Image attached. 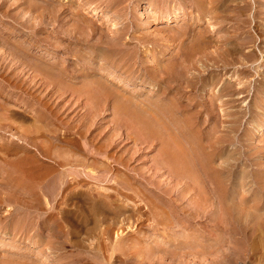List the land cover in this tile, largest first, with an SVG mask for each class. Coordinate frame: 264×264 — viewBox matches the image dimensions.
Masks as SVG:
<instances>
[{"label":"rangeland","instance_id":"374dc122","mask_svg":"<svg viewBox=\"0 0 264 264\" xmlns=\"http://www.w3.org/2000/svg\"><path fill=\"white\" fill-rule=\"evenodd\" d=\"M52 1L0 0V10L4 13L9 7L10 15L7 18L0 13V23H3L2 26L0 24V125L4 126H0V264H264V132L260 134L259 130L264 126V89L260 85L264 81V66H258L257 59H264V53L260 51L264 47V20L258 19V22L254 18L256 14L264 16V7H261V1L264 0H201L204 3L200 0ZM219 3L220 6L217 7ZM143 5H151L154 10L146 11L143 15L139 12ZM208 29L211 32H208ZM6 39L9 40L8 46ZM228 41L238 46L237 57L226 50ZM118 44L120 46L117 48ZM185 45L187 48L183 47ZM169 47H174L175 50V53L173 51L170 55L171 59L165 55ZM100 48L102 50H99ZM182 48H186L188 53ZM103 53L104 58L100 56ZM108 54L109 56H106ZM35 58H50V61L56 62L60 74L54 75L55 77L51 73L49 75L36 65ZM114 58L117 61H113ZM169 59H174L172 61L175 62L172 63ZM175 63L179 64H176V68ZM184 64L186 68L183 67ZM176 69H185L184 72L188 74L184 78L192 81L180 77L179 73L175 72ZM114 72L119 74V80L115 78L118 75ZM110 73L114 77L109 76ZM175 73L178 74V79H175ZM103 76H106L107 80ZM92 81L105 88L102 89V86L98 87L93 83L91 85ZM188 81L190 83H187ZM71 83L73 86L69 85ZM154 83L160 85L157 92L149 87ZM86 85H91L92 89L89 86V90L92 92L88 91ZM111 85L118 88L117 91ZM79 87H84L83 94ZM96 87L98 90L94 91ZM166 87L168 90L165 91ZM171 88L176 89L175 93ZM106 90L113 99L106 97ZM97 91L100 92L99 95H96ZM162 92L170 94L164 95ZM102 94L104 99L108 100L103 102ZM90 96L97 101L100 99L101 104L91 100ZM120 96L126 97V100ZM179 96L184 99L179 100L176 106L171 99ZM114 98L117 101L124 99L125 104H117ZM143 98L147 101H142ZM155 98L161 99L162 102H157V99L154 101ZM127 99L132 100L133 104H127ZM163 101H167L164 107L161 105ZM150 103L152 105L148 107ZM94 105L97 110L93 108ZM116 105H119L117 109ZM143 105H146L144 107L147 112ZM165 105L169 107L166 108ZM123 106L126 109H121ZM133 109H136V113ZM124 110L128 113L130 110L129 115ZM140 110L144 119L153 115L152 119L146 120H151L150 124L154 123L152 120H156L153 124L156 129L166 131L167 128L162 124H168L170 128L168 127L167 134L170 136L168 137L165 131V135L159 131L165 137L160 134L156 135L157 137L153 135L154 139L147 136V139V134L139 133L136 127L138 123L134 126L130 118H141V113L136 115ZM145 113L148 114L146 117ZM179 122L182 126H179ZM174 140H179V145L185 149L182 154L186 164L185 161L183 164L188 167V171L192 169L189 171L192 175L195 171L200 179L198 175L194 177L187 172L184 165L182 166L185 171L176 170V173L172 164L168 160L164 161L163 142L171 143ZM47 143L54 145L47 146ZM5 146H10L13 151L19 149L16 151L18 153ZM59 150L61 154L58 153ZM186 150L191 153L189 156ZM201 155L206 157L202 159ZM38 160L39 165L36 162ZM79 160L83 161V164ZM24 161L30 164H24ZM17 162L18 167L28 168L25 170V174L28 172V181L29 178L37 177L35 175L46 178L45 182L39 184V204L27 201L30 199V194L25 196L28 191L27 181L19 182L18 177L23 176V173H16ZM102 162L105 165H102ZM197 162H200V166ZM78 172L80 173L77 176ZM178 172H182L181 175ZM184 172H187L188 176ZM216 178L220 180L217 182ZM220 181L225 183L221 184L225 186L227 195L231 196L226 195L228 200L223 201L229 203L232 209L222 201L223 197H220V191L217 189ZM64 182H68V189L56 192L55 186L58 187ZM24 185L26 188H23ZM79 191H92L93 196L97 198H106L107 195L111 202L113 200V204L128 207L131 215H123V221L118 223L112 221L113 217L103 219L102 216L100 224L95 226L91 221L90 229L85 230L83 219H86L88 214L84 212L86 202ZM52 205L53 209L49 211ZM226 206L229 207L226 209ZM69 209L75 211L71 214L75 219L71 216H67L68 219L65 217V211ZM15 226L17 228H14ZM50 233L53 235H49Z\"/></svg>","mask_w":264,"mask_h":264},{"label":"bare ground","instance_id":"6f19581e","mask_svg":"<svg viewBox=\"0 0 264 264\" xmlns=\"http://www.w3.org/2000/svg\"><path fill=\"white\" fill-rule=\"evenodd\" d=\"M16 1H17V0H16ZM47 1H48V2H49V1L53 2L52 0H47ZM54 1H55V0H54ZM60 1H61V0H60ZM63 1H64V0H63ZM67 1H68V0H67ZM127 1H128V0H127ZM200 1H201V0H200ZM202 1H204V0H202ZM202 1H201V3H204V2H202ZM10 2H11V1H10ZM41 2H42V1H41ZM228 2H229V1H228ZM230 2H231V1H230ZM235 2H236V1H235ZM235 2H233V3H235ZM237 2H238V1H237ZM1 3H2V2H1ZM63 3H64V2H63ZM128 3H129V2H128ZM220 3H221V2H220ZM220 3L217 5V7L220 6ZM241 3H242V2H241ZM64 4H65V3H64ZM66 4H67V3H66ZM66 4H65V5H66ZM71 4H72V3H71ZM78 4H79V3H78ZM78 4H77V5H78ZM106 4H107V3H106ZM109 4H110V3H109ZM109 4H108V5H109ZM227 4H228V3H227ZM58 5H59V4H58ZM60 5H63V4H60ZM108 5H107V6H108ZM201 5H202V4H201ZM203 5H204V4H203ZM1 6H2V5H1ZM73 6H74V5H73ZM78 6H79V5H78ZM78 6H77V8H78ZM119 6H121V5H119ZM122 6H123V5H122ZM224 6H226V4H225ZM3 7H5V6H3ZM46 7H47V6H46ZM69 7H70V6H69ZM228 7H230V6H228ZM233 7H235V6L233 5ZM261 7H264V1H263V2L261 1ZM8 8H9V7H7V11H4V13L2 12L3 10H2V11L0 10V11H1L0 13H3V15H4V16H7V18L10 16V15L8 14ZM35 8H36V7H35ZM209 8H210V7H209ZM223 8H224V7H223ZM223 8H222V9H223ZM0 9H1V8H0ZM58 9H59V8H58ZM78 9H79V8H78ZM81 9H82V8H81ZM87 9H88V8H87ZM262 9H264V8H262ZM4 10H5V9H4ZM37 10H38V9H37ZM56 10H57V9H56ZM140 10H141V11H139V12H141V14L144 15L146 11H153L154 8H153L151 5H143V6H141V9H140ZM57 11H58V10H57ZM73 11H75V10H73ZM175 11H176V10H175ZM177 11H178V10H177ZM217 11H218V10H217ZM9 12H10V11H9ZM180 12H181V11H180ZM218 12H219V11H218ZM60 13H61V12H60ZM84 13H85V12H84ZM93 13H94V12H93ZM181 13H182V12H181ZM17 14H18V13H17ZM111 14H112V13H111ZM173 14H174V12H173ZM173 14H172V15H173ZM184 14H185V13H184ZM212 14H213V13H212ZM59 15H60V14H59ZM175 15H176V14H175ZM175 15H174V16H175ZM213 15H214V14H213ZM4 16H3V18H6V17H4ZM13 16H14V15H13ZM167 16H168V15H167ZM169 16H171V14H170ZM169 16H168V17H169ZM176 16H177V15H176ZM184 16H185V15H184ZM211 16H212V15H211ZM228 16H229V15H228ZM20 17H21V16H20ZM171 17H172V16H171ZM214 17H215V16H214ZM7 18H6V19H7ZM146 18H147V17H146ZM185 18H186V16H185ZM209 18H210V17H209ZM254 18H255V20H258V19H259V20H260V19L264 20V16H262L261 14H256ZM1 19H2V18H1ZM10 19H11V18H10ZM12 19H13V17H12ZM23 19H24V18H23ZM26 19H27V18H26ZM90 19H91V18H90ZM179 19H180V18H179ZM198 19H199V18H198ZM202 19H203V18H202ZM222 19H223V18H222ZM173 20H174V19H173ZM176 20H178V17L176 18ZM182 20H183V19H182ZM182 20H181V21H182ZM200 20H201V18H200ZM259 20H258V22H259ZM0 21H1V20H0ZM2 21H3V20H2ZM46 21H48V20L46 19ZM49 21H50V20H49ZM179 21H180V20H179ZM183 21H185V19H184ZM186 21H187V19H186ZM201 21H202V20H201ZM15 22H16V21H15ZM39 22H40V21H39ZM248 22H249V21H248ZM1 23H2V22H1ZM1 23H0V24H1ZM6 23H7V22H6ZM22 23H23V22H22ZM22 23H21V24H22ZM46 23H47V22H46ZM196 23H197V22H196ZM198 23H199V22H198ZM205 23H206V22H205ZM2 24H3V23H2ZM2 24H1V26H2ZM33 24H34V23H33ZM95 24H96V23H95ZM184 24H185V23H184ZM192 24H193V23H192ZM245 24H246V23H245ZM4 25H5V24H4ZM50 25H51V23H50ZM194 25H195V24H194ZM198 25L200 26L201 24H198ZM207 25H208V24H207ZM16 26H17V25H16ZM34 26H35V24H34ZM183 26H184V25H183ZM189 26H190V25H189ZM6 27H7V26H6ZM23 27H24V25H23ZM23 27H22V28H23ZM36 27H37V26H36ZM83 27H84V26H83ZM181 27H182V26H181ZM26 28H27V27H26ZM72 28H73V27H72ZM173 28H174V27H173ZM186 28H187V27H186ZM186 28H185V29H186ZM189 28H190V27H189ZM201 28H202V27H200V29H201ZM229 28H230V27H229ZM87 29H88V28H87ZM171 29H172V27H171ZM175 29H176V28H175ZM195 29H196V28H195ZM203 29H205V28H203ZM211 29H213V28H211ZM233 29H234V28H233ZM262 29H263V28H262ZM189 30H190V29H189ZM214 30H215V26H214ZM225 30H226V29H225ZM237 30H238V29H237ZM245 30H246V29H245ZM3 31H4V30H3ZM60 31H61V30H60ZM64 31H65V30H64ZM77 31H78V30H77ZM118 31H119V30H118ZM204 31H205V30H204ZM209 31H210V30L208 29V32H209ZM105 32H106V31H105ZM139 32H140V31H139ZM144 32H145V31H144ZM172 32H173V31H172ZM186 32H187V31H186ZM189 32H190V31H189ZM189 32H188V33H189ZM206 32H207V31H206ZM210 32H211V31H210ZM1 33H2V32H1ZM1 33H0V34H1ZM4 33H5V32H4ZM33 33H34V32H33ZM67 33H70V32H67ZM222 33H223V32H222ZM222 33H221V34H222ZM225 33H226V32H225ZM6 34H7V33H6ZM61 34H63V33H61ZM65 34H66V33H65ZM86 34H87V33H86ZM86 34H85V35H86ZM111 34H112V33H111ZM194 34H195V33H194ZM209 34H210V33H209ZM2 35H3V34H2ZM40 35H41V34H40ZM259 35H260V34H259ZM263 35H264V34H263ZM3 36H4V35H3ZM32 36H33V35H32ZM110 36H111V35H110ZM261 36H262V35H261ZM0 37H1V36H0ZM41 37H42V36H41ZM179 37H180V36H179ZM182 37H183V36H182ZM206 37H207V36H206ZM222 37H223V36H222ZM255 37H256V36H255ZM255 37H254V38H255ZM88 38H89V37H88ZM90 38H91V37H90ZM175 38H176V37H175ZM180 38H181V37H180ZM185 38H186V37H185ZM201 38H202V37H201ZM257 38H258V37H257ZM261 38H262V37H261ZM8 39H9V38H8ZM25 39H26V38H25ZM79 39H80V38H79ZM79 39H78V41H79ZM140 39H141V38H140ZM186 39H187V38H186ZM116 40H117V39H116ZM176 40H177V39H176ZM253 40H254V39H253ZM253 40H252V41H253ZM255 40H256V39H255ZM262 40H263V39H262ZM13 41H14V40H13ZM80 41H81V40H80ZM82 41H83V40H82ZM185 41H186V40H185ZM187 41H188V40H187ZM230 41H231V40H230ZM16 42H17V41H16ZM21 42H22V41H21ZM32 42H33V41H32ZM94 42H95V41H94ZM204 42H205V41H204ZM204 42H203V43H204ZM212 42H213V41H212ZM228 42H229V41H228ZM250 42H251V41H250ZM5 43H6V45L8 46V44H9V40L6 39V42H5ZM5 43H4V44H5ZM83 43H85V42H83ZM98 43H99V42H98ZM105 43H106V42H105ZM122 43H123V42H122ZM124 43H125V42H124ZM185 43H186V42H185ZM207 43H208V42H207ZM214 43H215V42H214ZM251 43H252V42H251ZM251 43H250V44H251ZM253 43H254V41H253ZM93 44H94V43H93ZM99 44H100V43H99ZM106 44H107V43H106ZM196 44H197V43H196ZM210 44H211V43H210ZM79 45H80V44H79ZM130 45H131V44H130ZM171 45L173 46V44H171ZM201 45H202V43H201ZM238 45H239V43H238ZM7 46H6V47H7ZM29 46H31V45H29ZM115 46H116V45H115ZM118 46H120V45L118 44V45H117V48H118ZM128 46H129V45H128ZM202 46H203V45H202ZM207 46H209V43H208ZM258 46H260V45H258ZM25 47H26V46H25ZM91 47H92V46H91ZM183 47H186V48H187L186 45L183 46ZM223 47H225V46H223ZM96 48H97V47H96ZM108 48H109V47H108ZM108 48H107V49H108ZM169 48H170V47H169ZM169 48H168V49H169ZM171 48H172V49H171ZM171 48L165 53V55L168 56L167 58H170V57H171L170 55H171V53H173V51H174V53H175V50H173L174 47H171ZM175 48H176V45H175ZM186 48H182V49H185V50H186ZM216 48H217V47H216ZM220 48H221V47H220ZM240 48H241V47H240ZM263 48H264V47H263ZM263 48L260 49V51H261L262 53H264ZM79 49H80V48H79ZM97 49H98V48H97ZM121 49H122V48H121ZM188 49H189V48H188ZM190 49H191V48H190ZM22 50H24V49H22ZM22 50H20V51H22ZM99 50H102V49L100 48ZM226 50H228V52H230L231 55H234V56H235V55L237 54V52H238L239 49H238V46H237L234 42H232V43L229 42V45L227 46V49H226ZM18 51H19V50H18ZM95 51H96V50H95ZM97 51H98V50H97ZM103 51H104V50H103ZM188 51H189V50H188ZM204 51H205V50H204ZM218 51H219V50H218ZM255 51H256V50H255ZM257 51H258V50H257ZM257 51H256V52H257ZM15 52H16V51H15ZM56 52H57V51H56ZM106 52H107V51H106ZM108 52H109V51H108ZM117 52H118V51H117ZM186 52H187V50H186ZM193 52H194V51H193ZM39 53H40V52H39ZM101 53H102V52H101ZM104 53H105V52H104ZM104 53H103V55H100V56H101V57H102V56H105ZM109 53H110V52H109ZM187 53H188V52H187ZM49 54H50V53H49ZM91 54H92V53H91ZM190 54H191V53H190ZM64 55H65V54H64ZM110 55H112V54H110ZM186 55H187V54H186ZM199 55H200V57H201V54H199ZM209 55H210V54H209ZM218 55H219V54H218ZM106 56H109V54L106 55ZM115 56H116V55L114 54V57H115ZM189 56H191V55H189ZM194 56H195V54H194ZM194 56H193V57H194ZM255 56H256V53H255ZM127 57H128V56H127ZM172 57H173V55H172ZM186 57H187V56H186ZM200 57H199V58H200ZM202 57H203V56H202ZM236 57H237V55H236ZM256 57H257V56H256ZM263 57H264V56H263ZM3 58H4V57H3ZM39 58H40V57H39ZM43 58H44V57H43ZM102 58H104V57H102ZM108 58H109V57H108ZM108 58H107V59H108ZM111 58H113V56H111ZM173 58H174V57H173ZM184 58H185V56H184ZM221 58H222V56H221ZM239 58H240V57H239ZM242 58H243V57H242ZM252 58H253V57H252ZM35 59H36V60H35L36 65H37L38 67L42 68V69H43L45 72H47L49 75L52 74V75L54 76V75H56V74H58V73L60 74V71L56 68V62H52L53 60L50 61V60H49L50 58H49V59H44V60H42V59H37V58H35ZM64 59H65V58H64ZM67 59H68V58H67ZM170 59H171V58H170ZM170 59H169V61H170ZM190 59H191V58H190ZM195 59H197V56H196ZM195 59H193V62H194ZM203 59H204V58H203ZM225 59H226V58H225ZM228 59H229V58H228ZM257 59L259 60V62L257 61V62H258V66H260V67L264 66V59H262V58H260V57L257 58ZM4 60H6V59H4ZM89 60H90V59H89ZM108 60H109V59H108ZM114 60H115V58L113 59V61H114ZM165 60H166V59H165ZM172 60H174V59H172ZM172 60H171V61H172ZM183 60L185 61L186 59H183ZM198 60H199V59H198ZM55 61H56V60H55ZM110 61H111V60H110ZM113 61H112V62H113ZM115 61H117V60H115ZM119 61H120V60H119ZM122 61H123V60H122ZM122 61H121V63H122ZM171 61H170V62H171ZM188 61H189V60H188ZM227 61H228V60H227ZM237 61H238V60H237ZM4 62H6V61H4ZM33 62H34V61H33ZM90 62H91V61H90ZM137 62H138V61H137ZM167 62H168V61H167ZM173 62H175V61H172V63H173ZM191 62H192V61H191ZM195 62H197V60H196ZM201 62H202V61H201ZM206 62H207V61H206ZM245 62H246V60H245ZM254 62H255V61H254ZM58 63H59V62H58ZM61 63H62V62H61ZM92 63H93V61H92ZM113 63H114V62H113ZM113 63H112V64H113ZM121 63H120V64H121ZM168 63H169V62H168ZM184 63H186V62H184ZM211 63H213V61H212ZM95 64H96V63H95ZM123 64H124V62H123ZM137 64H138V63H137ZM176 64H177V66L179 65L178 63H175V65H174L175 68H176ZM194 64H195V63H194ZM197 64H199V63H197ZM197 64H195V65H197ZM209 64H210V63H209ZM61 65H62V64H61ZM115 65H116V63H115ZM117 65L119 66V64H117ZM121 65H122V64H121ZM168 65H169V64H168ZM184 65H185V66H183V67L186 68V64H184ZM218 65H219V64H218ZM63 66H64V65H62V67H63ZM87 66H88V65H87ZM106 66H107V65H106ZM113 66H114V65H113ZM123 66H124V65H123ZM187 66H189V65L187 64ZM199 66H200V65H199ZM202 66L204 67V65H202ZM209 66H210V65H209ZM195 67H196V66H195ZM195 67H194V68H195ZM203 67H202V68H203ZM11 68H12V67H11ZM119 68H120V67H119ZM119 68H118V69H119ZM148 68H149V67H148ZM187 68H188V67H187ZM215 68H216V67H215ZM256 68H257V67H256ZM6 69L8 70V68H6ZM15 69H16V68H15ZM38 69H39V68H38ZM64 69H65V67H64ZM91 69H92V68H91ZM96 69H97V68H96ZM133 69H134V68H133ZM172 69H173V67H172ZM179 69H180V68H179ZM190 69H191V68H190ZM40 70H41V69H40ZM92 70H93V69H92ZM159 70H160V69H159ZM159 70H158V71H159ZM168 70H169V69H168ZM173 70H174V69H173ZM257 70H258V69H257ZM95 71H96V70H95ZM184 71H185V69H184ZM184 71H182V70L180 71V70H177V69H176L175 72H178L179 75H180V77H182L183 79H185L184 76L186 77L187 74H188V72H187V74H186V72H184ZM36 72H37V71H36ZM65 72H66V74H67V72H68L67 69L65 70ZM65 72H64V70H63V74H64ZM86 72H87V71H86ZM104 72H105V71H104ZM128 72H129V71H128ZM128 72H127V73H128ZM148 72H149V71H148ZM159 72H160V71H159ZM168 72H169V71H168ZM243 72H244V70H243ZM5 73H6V71H5ZM50 73H51V74H50ZM100 73H101V72H100ZM112 73H113V72H112ZM112 73H110L109 76L114 77V76L111 75ZM133 73H135V72H133ZM157 73H158V72H157ZM173 73H174V71H173ZM193 73H194V72H193ZM38 74H39V73H38ZM40 74H41V73H40ZM40 74H39V75H40ZM81 74H82V73H81ZM114 74H116V72H114ZM159 74H160V73H159ZM163 74H164V73H163ZM171 74H172V73H171ZM175 74H176V73H175ZM49 75H47V76H49ZM64 75H65V74H64ZM68 75H69V74H68ZM95 75H96V74H95ZM97 75H98V74H97ZM116 75H118V76H116ZM116 75H115V76H116L115 78H117V79L119 80V74H116ZM123 75H124V73H123ZM154 75H155V74H154ZM173 75H174V74H173ZM177 75H178V74L175 75L176 77H175V76H173V77H175V79H176L177 77L179 78V76H177ZM195 75H196V74H195ZM198 75H199V74H198ZM40 76H43V75H40ZM66 76H67V75H66ZM89 76H90V75H89ZM99 76H100V75H99ZM106 76H107V75H106ZM106 76H103V77L105 78ZM109 76H107V78H110ZM132 76H133V75H132ZM141 76H142V75H141ZM13 77H14V75H13ZM45 77H46V76H45ZM49 77H51V76H49ZM54 77H55V76H54ZM60 77H61V76H60ZM90 77H91V76H90ZM92 77H94V76H92ZM158 77H160V76L158 75ZM189 77H190V76H189ZM217 77H218V76H217ZM240 77H241V76H240ZM11 78H12V75H11ZM56 78H58V77H56ZM62 78H63V77H62ZM104 78H103V79H104ZM120 78H121V76H120ZM141 78H142V77H141ZM144 78H145V76H144ZM153 78H154V77H153ZM178 78H177V79H178ZM182 78H180L179 81H181ZM191 78H192V77H190V79H191ZM196 78H198V77H196ZM196 78H195V79H196ZM49 79H50V78H49ZM60 79H61V78H60ZM87 79H88V78H87ZM89 79H90V78H89ZM99 79L101 80L102 77H99ZM105 79H106V78H105ZM105 79H104V80H105ZM195 79H194V80H195ZM215 79H216V77H215ZM218 79H219V78H218ZM12 80H13V79H12ZM42 80H43V79H42ZM44 80H45V79H44ZM50 80H51V79H50ZM83 80H84V79H83ZM93 80H95V79H93ZM106 80H107V79H106ZM120 80H121V79H120ZM125 80H126V79H125ZM157 80H158V79H157ZM157 80H156V81H157ZM160 80H161V79H160ZM185 80H189V78H187V79H185ZM196 80H197V79H196ZM13 81H14V80H13ZM48 81H49V80H48ZM60 81H62V80H60ZM85 81H86V80H85ZM90 81H91V80H90ZM110 81H111V79H110ZM113 81H114V80H113ZM121 81H122V80H121ZM123 81H124V80H123ZM142 81H143V80H142ZM179 81H178V82H179ZM189 81H192V80H189ZM189 81H188L187 83H190ZM215 81H217V80H215ZM62 82H63V81H62ZM87 82H88V80H87ZM98 82H99V81H98ZM105 82H107V81H105ZM108 82H109V81H108ZM108 82H107V83H108ZM146 82H147V79H146ZM146 82H145V83H146ZM162 82H163V81H162ZM174 82H176V81H174ZM213 82H214V81H213ZM15 83H16V82H15ZM46 83H47V82H46ZM63 83H64V82H63ZM90 83H91V85H92L93 81L90 82ZM95 83H96V81H95ZM95 83H93V84H95ZM119 83H120V82H119ZM179 83H181V82H179ZM179 83H178V84H179ZM192 83H193V85H194V82H192ZM44 84H45V83H44ZM77 84H78V83H77ZM87 84H89V83H87ZM109 84H110V83H109ZM125 84H126V83H125ZM158 84H159V81H158ZM158 84H155V83H154V84H150L149 87H150L151 89L155 90V91H156V90L158 91V90H159V86H160V85L158 86ZM160 84H161V83H160ZM162 84H163V83H162ZM181 84H182V83H181ZM181 84H180V85H181ZM217 84H218V83H217ZM69 85L71 86L72 83L69 84ZM81 85H82V84H81ZM91 85H89V86H90V88L92 89ZM99 85H100V84H99ZM99 85L95 84V86H98V87H99ZM115 85H116V82H115ZM121 85H122V84H121ZM123 85H124V84H123ZM187 85H188V84H187ZM260 85H262V88L264 89V81H263ZM65 86H66V85H65ZM72 86H73V85H72ZM79 86H80V85H79ZM83 86H84V85H83ZM86 86H87V85H86ZM89 86H87V87H88V91L90 92L91 89L89 90ZM95 86H94V87H95ZM100 86H102V85H100ZM111 86H113V85H111ZM116 86H117V85H116ZM125 86H126V85H125ZM173 86H174V85H173ZM189 86H190V85H189ZM21 87H22V86H21ZM84 87H85V86H84ZM84 87H83V88H80V87H79V89H80L81 91H82V89H83V91H84V90H85ZM113 87H114V86H113ZM113 87H112V88H113ZM131 87H132V86H131ZM168 87H169V86H168ZM168 87L165 88V91L168 90ZM175 87L178 88L176 85H175ZM48 88H49V87H48ZM58 88H59V87H58ZM69 88H70V87H69ZM101 88L104 89L105 87L102 86ZM101 88H99V91L101 90ZM114 88L116 89V87H114ZM126 88H127V87H126ZM169 88H170V87H169ZM183 88H185V87H183ZM49 89H50V88H49ZM94 89H95L94 91H96V89L98 90L97 87L94 88ZM108 89H109V87H108ZM108 89H107V90H108ZM110 89H111V88H110ZM115 89H114V90H115ZM117 89H118V88H117ZM117 89H116L115 91H117ZM131 89H132V88H131ZM171 89L174 90L173 88H171ZM190 89H191V87H190ZM60 90H61V89H60ZM60 90H59V91H60ZM72 90H73V89H72ZM107 90H106V94H107ZM160 90H162V88H160ZM169 90H170V89H169ZM175 90H176V89H175ZM175 90H174V93H175ZM188 90H189V87H188ZM195 90H196V89H195ZM227 90H228V89H227ZM56 91H57V90H56ZM83 91H82V94H83ZM94 91H93V93H94ZM103 91H104V90H103ZM108 91H110V90H108ZM135 91H136V90H135ZM138 91H140V90H138ZM157 91H156V92H157ZM163 91H164V90H163ZM180 91H181V90H180ZM60 92H61V91H60ZM62 92H63V90H62ZM89 92H88V95H90ZM91 92H92V90H91ZM100 92H102V91H100ZM100 92L97 91V92H95V93H98V94H96V95H99ZM140 92H141V91H140ZM160 92H161V91H160ZM103 93H104V92H103ZM119 93H120V91H119ZM121 93H122V92H121ZM135 93H136V92H135ZM153 93H154V92H153ZM162 93L164 94V92H162ZM180 93H181V92H180ZM240 93H241V92H240ZM55 94H56V93H55ZM64 94H65V92H64ZM64 94H62V95H64ZM144 94H145V93H144ZM158 94H160V93H158ZM165 94H166V93H165ZM165 94H164V95H165ZM169 94H170V93L168 92L166 95H169ZM172 94H173V93H172ZM172 94H171V95H172ZM110 95L113 96V94H110ZM125 95H126V94H125ZM137 95H138V94H137ZM160 95H161V94H160ZM160 95H159V96H160ZM177 95H178V94H177ZM177 95H176V96H177ZM84 96H85V95H84ZM92 96H93V95H92ZM108 96H109V95L107 94L106 97H108ZM117 96H118V95H117ZM117 96H116V97H117ZM126 96H128V95H126ZM193 96H194V95H193ZM197 96H198V95H197ZM90 97H91V96H90ZM100 97H101V96H100ZM109 97H110V99L112 98L111 96H109ZM109 97H108V99H109ZM120 97H122V96H120ZM163 97H164V96H163ZM166 97H167V96H166ZM170 97H171V96H170ZM183 97H185V96H183ZM186 97H187V96H186ZM191 97H192V96H191ZM217 97H218V96H217ZM61 98H62V96H61ZM91 98H92V97H91ZM91 98H90V99H91ZM96 98H97V96H96ZM122 98H124V97H122ZM122 98H121V99H122ZM125 98H126V97H125ZM125 98H124V99H125ZM128 98H130V96H129ZM160 98L163 100V98H162L161 96H160ZM168 98H169V97H168ZM198 98H199V97H198ZM209 98H210V97H209ZM59 99H60V98H59ZM93 99H94V100H93ZM97 99H98V98H97ZM102 99H104V95H103V94H102ZM108 99L105 98V99L103 100V102L106 101V100H108ZM112 99H113V98H112ZM114 99H115V98H114ZM117 99H119V97H117ZM121 99H120V100H121ZM124 99H123V100H124ZM130 99H131V98H130ZM156 99H157V98H155L154 101H155ZM161 99H160V100H161ZM165 99H166V98H165ZM165 99H164V100H165ZM181 99H182V97H180V96H179L178 98H174V97H173V98L171 99V101H172V103H174V105L177 106V105L179 104L178 102H180L179 100H181ZM183 99H184V98H183ZM183 99H182V100H183ZM196 99H197V98H196ZM57 100H58V99H57ZM80 100H81V99H80ZM91 100H93V101H95V102L97 101L95 98H92ZM98 100H99V101H97V102H100V103H99V105H100V104H101V101H100V99H98ZM115 100H116V99H115ZM120 100H119V101L116 100V103L118 104L119 102H121V103H124V102H125V101L123 102V100H122V101H120ZM125 100H126V99H125ZM127 100H128V102H129V103L127 102V104H130L131 101H132V100H129V99H127ZM145 100L147 101V99H145ZM145 100H144V98H143L142 101L145 102ZM160 100L157 99L156 101H157V102H160ZM46 101H47V100H46ZM93 101H91V102H93ZM110 101H111V100H110ZM133 101H135V100H134V97H133ZM149 101H150V99H149ZM87 102H89V101H87ZM87 102H86V103H87ZM91 102H90V103H91ZM97 102H96V103H97ZM103 102H102V103H103ZM135 102H136V101H135ZM139 102H141V101L139 100ZM139 102H138V104H139ZM144 102H143V104H144ZM157 102H154V103H157ZM161 102H162V101H161ZM161 102H160V103H161ZM199 102H200V101H199ZM214 102H215V101H214ZM217 102H218V101H217ZM93 103H94V102H93ZM106 103H107V102H106ZM121 103H120V104H121ZM154 103H153V104H154ZM165 103L167 104V101H166ZM165 103H164V101H163V103H162L161 105H163V107H164V104H165ZM168 103H169V105H171L170 102H169V100H168ZM181 103H182V102H181ZM200 103H201V102H200ZM120 104H119V105H120ZM124 104H125V103H124ZM132 104H133V102L131 103V105H132ZM212 104H213V103H212ZM119 105H116L115 108H116L117 106L119 107ZM146 105H147V104H146ZM146 105H143V107L146 106ZM149 105H152V104H151V103L148 104V107H149ZM158 105H159V104H158ZM47 106H48V105H47ZM90 106H91V105H90ZM90 106H89V107H90ZM96 106H97V105H96ZM113 106H114V105H113ZM165 106H166V105H165ZM172 106H173V105H172ZM87 107H88V106H87ZM89 107H88V108H89ZM94 107H95V105L93 106V108H94ZM107 107H108V105H107ZM118 107H117V108H118ZM135 107H136V106H135ZM139 107H140V105H139ZM143 107H142V108H143ZM151 107H152V106H151ZM168 107H169V106H166V108H168ZM174 107H175V106H174ZM186 107H187V106H186ZM7 108H8V106H7ZM95 108H96V107H95ZM117 108H116V109H117ZM136 108H138V106H137ZM142 108H140V109H142ZM156 108H157V107H156ZM172 108H173V107H172ZM219 108H220V107H219ZM234 108H235V107H234ZM86 109H87V108H86ZM121 109H126V107L124 108V106H123V108H121ZM127 109H129V108H127ZM159 109H160V108H159ZM163 109H164V108H163ZM169 109H170V108H169ZM178 109H179V108H178ZM96 110H97V108H96ZM133 110H135L134 113H136V109H133ZM144 110L146 111L147 109H145V107H144ZM144 110H143V111H144ZM166 110H167V111H166V113H167V112H168V109H166ZM89 111H90V110H89ZM121 111H122V110H121ZM125 111H126V110H124V112H125ZM147 111H148V110H147ZM147 111H146V112H147ZM149 111L152 113V111L150 110V108H149ZM160 111H161V110H160ZM179 111H180V110H179ZM181 111H182V110H181ZM199 111H200V110H199ZM93 112H94V111H93ZM118 112H119V111H118ZM150 112H149V113H150ZM158 112H159V111H157V113H158ZM164 112H165V111H164ZM175 112H177V111H175ZM183 112H184V111H183ZM188 112H189V111H188ZM207 112H209V111H207ZM6 113H7V112H6ZM120 113H122V112H120ZM125 113H127V114L129 115L130 110H129V113H128V112H125ZM140 113H141V115H143V116H142L143 118L141 117V118H142V121H141V118H140V117H136L137 120H136V119H132L133 117L130 118V120H132V122L134 123V126H135L136 123H138V126H136V127L138 128V132H139V133L144 134V135L147 134V135L145 136L146 138H147V136H148L149 138H150V136H152L150 139L153 138V135H154L155 137H157L156 135L159 136V135L161 134L160 132H162V133L164 134L163 131H165V130L161 131L160 129H156L155 126L153 125V124H155V121H156V120H152V122H154L153 124H152V123H151V124L149 123L151 120H150L149 122L147 121V120H149L148 118L152 119V116H153V115H152L151 117H148V116H147L148 118H145V119H144V114L142 113L141 110L138 111V113H137L136 115H138V114H140ZM161 113H162V112H161ZM161 113H160V114H161ZM179 113H180V112H179ZM179 113H178V114H179ZM199 113H200V112H199ZM20 114H21V113H20ZM41 114H42V113H41ZM90 114H91V113H90ZM132 114H133V113H131V115H132ZM146 114H147V113H145V117H146ZM239 114H240V113H239ZM133 115H134V114H133ZM133 115H132V116H133ZM147 115H148V114H147ZM149 115H151V114H149ZM164 115H165V114H164ZM168 115H169V114H168ZM172 115H174V114L172 113ZM40 116H41V115H40ZM134 116H135V115H134ZM138 116H139V115H138ZM154 116L158 117L157 115H154ZM160 116H161V115H160ZM176 116H177V115H176ZM176 116H175V117H176ZM196 116H197V115H196ZM44 117H45V116H44ZM87 117H88V116H87ZM87 117H86V118H87ZM120 117H121V115H120ZM128 117H129V116H128ZM162 117H163V114H162ZM181 117H182V116H181ZM41 118H42V117H41ZM48 118H49V117H48ZM84 118H85V117H83V119H84ZM125 118H126V117H125ZM134 118H135V117H134ZM230 118H231V117H230ZM46 119H47V118H46ZM143 119H144V120H143ZM146 119H147V120H146ZM179 119H180V116H179ZM184 119H185V118H184ZM43 120H44V119H43ZM50 120H51V119H50ZM128 120H129V119H128ZM134 120H135L136 122H134ZM145 120H146L147 122H146ZM166 120H167V116H166ZM171 120H172V119H171ZM190 120H191V118H190ZM190 120H189V121H190ZM235 120H236V119H235ZM37 121H38V120H37ZM81 121H82V120H81ZM117 121H119V120H117ZM143 121H144V122H143ZM162 121H163V120H162ZM167 121H168V120H167ZM175 121H176V120H175ZM182 121H183V119H182ZM123 122H124V121H123ZM125 122H126V121H125ZM132 122H131V124H132ZM158 122L160 123L159 126H161V122H160V121H158ZM184 122H185V121H184ZM37 123H39V122H37ZM159 123H158V124H159ZM164 123H165V122H164ZM190 123H191V122H190ZM193 123H194V122H193ZM45 124H46V123H45ZM50 124H51V123H50ZM53 124H54V123H53ZM53 124H52V125H53ZM158 124H156V125H158ZM165 124H166V123H165ZM184 124H186V123H184ZM184 124H183V125H184ZM41 125H42V123H41ZM52 125H51V126H52ZM79 125H80V124H79ZM81 125H82V124H81ZM128 125H129V124H128ZM162 125L164 126V128H165V127L167 128L165 132H166V135H168V134H167V131H168V129H169L170 127L168 126V124H167V126H165L164 124H162ZM177 125H178V124H177ZM186 125H188V124H186ZM216 125H217V124H216ZM0 126H1V125H0ZM37 126H38V125H37ZM46 126H47V125H46ZM131 126H133V125H131ZM173 126H174V125H173ZM179 126H182V125L180 124V122H179ZM1 127H2V126H1ZM1 127H0V128H1ZM3 127H4V126H3ZM3 127H2V128H3ZM42 127H43V126H42ZM42 127H41V128H42ZM48 127H49V124H48ZM71 127H72V126H71ZM128 127H129V126H128ZM136 127H135V128H136ZM168 127H169V128H168ZM215 127H216V126H215ZM5 128H6V127H5ZM53 128H54V125H53ZM77 128H78V127H77ZM84 128H85V127H84ZM157 128H158V127H157ZM159 128H160V127H159ZM164 128H163V129H164ZM179 128H180V127H179ZM179 128H178V129H179ZM183 128H184V127H183ZM186 128H187V127H186ZM189 128H190V127H189ZM46 129H47V127H46ZM49 129H50V128H49ZM54 129H55V128H54ZM72 129H73V128H72ZM82 129H83V128H82ZM86 129H87V128H86ZM133 129H134V128H133ZM171 129H172V128H171ZM42 130H43V128L41 129V131H42ZM173 130H174V128H173ZM186 130H187V129H186ZM189 130H190V129H189ZM198 130H199V129H198ZM200 130H201V128H200ZM236 130H237V129H236ZM259 130H261V131H260V134L263 133V132H264V126H261V129H259ZM37 131H38V130H37ZM39 131H40V129H39ZM44 131H46V130L44 129ZM55 131H56V130H55ZM134 131H135V130H134ZM136 131H137V129H136ZM159 131H160V132H159ZM202 131H203V130H202ZM238 131H239V130H238ZM46 132H47V131H46ZM132 132H133V131H132ZM132 132H131V133H132ZM174 132H176V131H174ZM174 132H173V133H174ZM32 133H33V132H32ZM168 133H169V131H168ZM186 133H187V132H186ZM238 133H239V132H238ZM34 134H36V133H34ZM38 134H39V133H38ZM43 134H44V133H43ZM135 134H136V133H135ZM141 134H140V135H141ZM187 134H188V133H187ZM219 134H220V133H219ZM258 134H259V132H258ZM27 135H28V134H27ZM32 135H33V134H32ZM144 135H143V136H144ZM164 135H165V134H164ZM164 135L161 134L160 136H164ZM185 135H186V134H185ZM193 135H194V134H193ZM44 136H45V134H44ZM49 136H50V135H49ZM169 136H170V135H168V137H169ZM174 136H176L175 133H174ZM53 137H54V136H53ZM133 137H134V136H133ZM145 137H144V140H145ZM155 137H154V138H155ZM164 137H165V136H164ZM222 137H223V136H222ZM31 138H32V137H31ZM154 138H153V139H154ZM159 138L164 139V141L166 140V139L163 138V137H159ZM171 138H172V137H171ZM173 138H174V137H173ZM227 138H228V137H227ZM54 139H55V138H54ZM147 139H148V138H147ZM175 139L177 140L178 138L176 137ZM195 139H196V138H195ZM199 139H200V138H199ZM224 139H225V138H224ZM252 139H253V138H252ZM30 140H31V139H30ZM55 140H56V139H55ZM68 140H69V139H68ZM68 140H67V141H68ZM158 140H159V139H158ZM171 140H172V139H171ZM216 140H217V139H216ZM226 140H227V139H226ZM233 140H234V139H233ZM31 141H32V140H31ZM188 141H190V140H188ZM198 141H199V140H198ZM33 142H35V141H33ZM46 142H47V141H46ZM107 142H109V141H107ZM111 142H112V141H111ZM162 142H163V141H162ZM174 142H175V143H174ZM180 142H181V141H180ZM183 142H184V141H183ZM29 143H30V142H29ZM35 143H36V142H35ZM43 143H45V142H43ZM168 143H169V142H168ZM168 143H167V141H166V143L163 142V145H164V146H163L162 151H163V154L165 155V157H164L165 160H164V161L168 160V161L172 164L173 167L175 166L176 168H175V167H174V168L172 167V169L177 173V171H182V170L186 167V165L183 164L184 161H185V164H186V159L184 158L185 160L183 161V155H184V154H182V153H183V150H185V149H182V146H180L181 144L179 145V140H178V141H175V140H174V141H172L171 143H169V144H168ZM199 143H200V142H199ZM202 143H203V142H202ZM209 143H210V142H209ZM48 144H49V143H47V146H50V145L53 146V145H54V144H49V145H48ZM171 144H172V145H171ZM175 144H176V145H175ZM190 144H191V142H190ZM15 145H16V144H15ZM43 145H44V144H43ZM58 145H59V144H58ZM61 145H62V144H61ZM65 145H67V144L65 143ZM191 145H192V144H191ZM197 145H198V144H197ZM199 145H200V144H199ZM1 146H2V145H1ZM47 146L45 145L44 147L46 148ZM201 146H202V145H201ZM2 147H4V146H2ZM5 147H6L7 149H9L10 151L12 150V148H11L10 146H5ZM42 147H43V146H42ZM108 147H109V146H108ZM186 147H187V146H186ZM16 148H17V147H16ZM18 148H19V147H18ZM18 148H17V149H18ZM27 148H28V147H27ZM51 148H52V147H51ZM53 148H54V147H53ZM53 148H52V149H53ZM187 148H188V147H187ZM195 148H196V145H195ZM198 148H199V147H198ZM200 148L202 149V147H200ZM181 149H182V150H181ZM193 149H194V148H193ZM201 149H200V150H201ZM4 150H5V149H4ZM18 150H19V149H18ZM18 150H16V151H18ZM200 150H199V151H200ZM206 150H207V148H206ZM6 151L8 152V150H6ZM12 151H13V150H12ZM16 151H13V152H16ZM36 151H37V150H36ZM46 151H47V150H46ZM69 151H70V150H69ZM162 151H161V152H162ZM186 151H187V150H186ZM189 151H190V150H189ZM218 151H219V150H218ZM259 151H260V150H259ZM13 152H12V154H13ZM54 152H55V151H54ZM63 152H64V151H63ZM93 152H94V151H93ZM159 152H160V151H159ZM187 152H188V151H187ZM187 152H186V153H187ZM200 152H201V151H200ZM212 152H213V151H212ZM223 152H224V151H223ZM16 153H18V152H16ZM19 153H20V151H19ZM27 153H29V152H27ZM46 153H47V152H46ZM48 153H49V152H48ZM50 153H51V152H50ZM58 153L61 154L62 152H60V150H59ZM58 153H57V154H58ZM64 153H65V152H64ZM202 153H203V152H202ZM14 154H15V153H14ZM33 154H34V153H33ZM73 154H74V153H73ZM73 154H72V156H73ZM75 154H76V153H75ZM187 154H188V156H189V154H191V153L188 152ZM23 155H24V153H23ZM54 155H55V154H54ZM62 155H63V154H62ZM65 155H66V154H65ZM70 155H71V154H70ZM196 155H197V154H196ZM57 156H58V155H57ZM67 156H69L68 153H67ZM72 156H71V157H72ZM79 156H80V155H79ZM162 156H163V155H162ZM162 156H161V157H162ZM201 156H203V155H201ZM201 156H200V157H201ZM204 156H205V155H204ZM204 156H203L202 159H204ZM59 157H60V156H59ZM63 157H64V156H63ZM76 157H77V156H76ZM158 157H159V156H158ZM197 157H198V156H197ZM205 157H206V156H205ZM244 157H245V156H244ZM64 158H65V157H64ZM121 158H122V156H121ZM208 158H209V157H208ZM19 159H20V158H19ZM21 159H22V158H21ZM23 159H24V158H23ZM34 159H35V158H34ZM84 159H85V158H84ZM161 159H162V158H161ZM161 159H160V160H161ZM209 159H210V158H209ZM17 160H18V159H17ZM26 160H27V159H26ZM66 160H67V159H66ZM82 160H83V159H82ZM128 160H130V159H128ZM196 160H197V159H196ZM213 160H214V159H213ZM39 161H40V160L36 161V162L38 163V165H39ZM68 161H69V160H68ZM73 161H76V160H73ZM79 161H80V160H79ZM79 161H77V162L80 163L81 161H80V162H79ZM83 161H84V160H83ZM83 161L81 162L82 164H83ZM96 161H97V160H96ZM125 161H126V160H125ZM157 161H158V160H157ZM26 162H27V164L29 163L28 161H26ZM26 162L24 161V164H26ZM31 162H32V161H31ZM70 162H71V161H70ZM126 162H127V161H126ZM169 162H168V163H169ZM228 162H229V161H228ZM10 163H12V162H10ZM21 163H22V162H21ZM78 163H77V164H78ZM84 163H86V161H85ZM93 163H94V162H93ZM98 163H100V162H98ZM102 163H103V162H102ZM160 163H161V162H160ZM197 163H198V162H197ZM199 163H200V162H199ZM199 163H198V165L200 166ZM5 164H6V163H5ZM14 164H16V163H14ZM29 164H30V163H29ZM31 164H32V163H31ZM63 164H64V163H63ZM63 164H62V165H63ZM158 164H159V163H158ZM6 165H7V164H6ZM18 165H19V163L17 162L16 168H15V169L17 170L16 173H18V174H19V173H20V174L23 173V176H21V177L19 176V177H18L19 182H20V180H23V181L25 180L24 182L27 181V182H26V187H28V189H26V190H28V191H26L25 196H26V194H30V196H29L30 199H27V201L30 200V203H31V202L33 203V202H34V204H39V202H41V199H40V197H39V195H38L39 193H41V192H39V188H40V185H39V184H42L43 182H45V179H46V178L41 177V176H42L41 174H40L41 176L35 175L36 173L34 172V175L37 176V177L31 178V179L29 178V181H28V177L26 178V174H27L28 172H26V174H25V170H28V168H25L26 166H25V167H24V166H23V167H22V166H21V167H20V166L18 167ZM34 165H35V163L32 165V167H33ZM41 165H42V164H41ZM71 165H72V164H71ZM102 165H105V163H103ZM166 165H167V164H166ZM166 165H164V166H166ZM182 165H184L185 167H183ZM29 166H31V165H29ZM160 166H161V165H160ZM169 166H170V165H169ZM17 167H18V169H17ZM37 167H38V166H37ZM47 167H48V166H47ZM47 167H46V169H47ZM103 167H104V166H103ZM201 167H202V165H201ZM237 167H238V166H237ZM4 168H5V166H4ZM7 168H8V167H7ZM23 168H24V169H23ZM55 168H56V167H55ZM187 168H188V167H186V171H187V172H189V171L191 172V171H192V169H190V170L188 171ZM216 168H217V167H216ZM220 168H221V167H220ZM15 169H13V171H14ZM37 169H38V168H37ZM181 169H182V170H181ZM203 169H205V168H203ZM208 169H209V168H208ZM212 169H213V168H212ZM251 169H252V168H251ZM34 170H35V168H34ZM38 170H39V169H38ZM47 170H48V169H47ZM58 170H59V169H58ZM106 170H107V169H106ZM106 170H105V171H106ZM114 170H115V169H114ZM176 170H177V171H176ZM194 170H196V169H194ZM215 170H216V169H215ZM31 171H32V174H33V170H31ZM39 171H40V170H39ZM75 171H76V173H77V170H75ZM78 171H79V170H78ZM184 171H185V169H184ZM209 171H210V170H209ZM211 171H212V170H211ZM8 172H9V171H8ZM10 172H12V171H10ZM40 172H41V171H40ZM40 172H39V173H40ZM54 172H55V171H54ZM72 172H73V171H71V173H72ZM103 172H104V171H103ZM142 172H144V171H142ZM182 172H183V171H182ZM182 172H180V173H182ZM187 172H186V173L184 172V173L188 176ZM190 172H189V173H190ZM73 173H74V172H73ZM76 173H75V174H76ZM79 173H80V172H78L77 176L79 175ZM91 173H92V172H91ZM171 173H172V172H171ZM178 173H179V172H178ZM180 173H179V174H180ZM219 173H220V172H219ZM248 173H250V171H249ZM4 174H5V173H4ZM6 174H7V173H6ZM6 174H5V175H6ZM13 174H15V173L13 172ZM30 174H31V173H30ZM104 174H105V173H104ZM106 174H107V172H106ZM179 174H177V175H179ZM185 174H183V176H184ZM190 174L192 175L193 173H190ZM223 174H224V173H223ZM223 174H221V175L223 176ZM2 175H3V174H2ZM10 175H12V174H10ZM21 175H22V174H21ZM65 175H66V174H65ZM93 175H94V174H93ZM171 175H172V174H171ZM180 175H181V174H180ZM186 175H185V176H186ZM191 175H189V176H191ZM195 175H198V174H195V171H194V175H192V176L195 177ZM205 175H206V174H205ZM208 175H209V174H208ZM217 175H218V174H217ZM32 176H33V175H32ZM32 176L30 175V177H32ZM81 176H82V174H81L79 177H81ZM192 176H191V177H192ZM219 176H220V174H219ZM3 177H4V176H3ZM13 177H14V176H13ZM54 177H55V176H54ZM54 177H53V178H54ZM79 177H78V178H79ZM124 177H125V176H124ZM191 177H190V178H191ZM197 177L199 178V175H198ZM205 177H206V176H205ZM211 177H212V176H211ZM214 177H215V176H214ZM220 177H221V176H220ZM238 177H239V176H238ZM57 178H58V177H57ZM94 178H95V177H94ZM177 178H178V177H177ZM190 178H187V179H190ZM206 178H207V177H206ZM224 178H225V176H224ZM13 179H16V178H13ZM100 179H101V178H100ZM149 179H150V178H149ZM199 179H200V178H199ZM199 179H198V180H199ZM208 179H209V178H208ZM208 179H207V180H208ZM55 180H57V179L55 178ZM79 180H80V179H79ZM128 180H129V179H128ZM192 180H195V179H192ZM216 180H217V178H216ZM218 180H220V179L218 178ZM218 180H217V182H218ZM16 181L18 182V180H16ZM49 181L51 182V180H49ZM209 181H210V180H209ZM222 181H223V177H222ZM222 181L219 182V184H218V186H217V189H218V191H220V197H223V199H222V201H223V200H228V199H226V198H227V196H230V195H227V191H226V189H225V186L223 185V184H225V183H223ZM19 182H18V183H19ZM24 182H23V183H24ZM54 182H55V181H54ZM112 182H113V181H112ZM121 182H122V181H121ZM159 182H161V181H159ZM200 182H201V180H200ZM210 182H211V181H210ZM67 183H68V182H64L63 184H61L60 186H58L59 188L56 187V186H55V188L52 186V188H54V190H55L56 192H58L59 190H61V191H66V190L68 189V186H69V184H67ZM125 183H126V182H125ZM194 183H195V182H194ZM221 183H223V184H221ZM24 184H25V183H24ZM51 184H53V183H51ZM122 184L124 185V183H122ZM196 184H197V183H196ZM199 184H200V183H199ZM211 184H212V183H211ZM47 185H48V184H47ZM159 185H160V184H159ZM13 186H14V185H13ZM92 186H93V185H92ZM180 186H182V185H180ZM183 186H184V185H183ZM202 186H204V185H202ZM212 186H213V184H212ZM16 187H17V186H16ZM18 187H19V186H18ZM24 187H25V185L23 186V188H24ZM26 187H25V188H26ZM45 187H46V186H45ZM49 187H50V185H49ZM49 187H48V188H49ZM77 187H78V186H77ZM125 187H126V186H125ZM128 187H129V186H128ZM188 187H189V185H188ZM95 188H96V187H95ZM97 188H98V187H97ZM99 188H100V187H99ZM174 188H175V187H173V189H174ZM40 189H41V188H40ZM50 189H51V188H50ZM166 189H167V188H166ZM203 189H204V188H203ZM203 189H202V190H203ZM228 189H229V187H228ZM14 190H15V189H14ZM43 190H44V189H42V191H43ZM51 190H52V189H51ZM108 190H109V188H108ZM171 190H172V188H171ZM171 190H170V191H171ZM16 191H17V190H16ZM18 191H19V189H18ZM47 191H48V190H47ZM113 191H114V190H113ZM48 192H50V191H48ZM52 192H53V190H52ZM179 192H180V190H179ZM209 192H210V191H209ZM215 192H216V191H215ZM229 192H230V190H229ZM19 193H20V192H19ZM50 193H51V192H50ZM54 193H55V192H54ZM167 193H168V192H167ZM201 193H202V191H201ZM201 193H200V194H201ZM21 194H22V192H21ZM45 194H48V195H49V193H45ZM70 194H72V193L70 192ZM79 194H82V195H83V197L85 198V199L83 198V200H85V202H86L85 207L83 206V207L85 208V211H84V212H86V213L88 214V217H86V219H85V218L83 219V220H85V221H84V222H85V226H84V227H85V230H89V229H90L89 226L91 225V223H90L91 221L93 222V224H94L95 226H97L98 224H100V222H99L100 220H103V219H109V218L113 217V218H112V221H114V223H118L119 221H121V222L123 221V219L121 218L123 215H125V216L127 217V214L129 213V210H130V209L128 210V209H127L128 207H125V205H123V204H119V205H115V204H113V203H112L113 200H112V202H111L109 196H107V195H106V198H97V197L93 196L92 191H81V192L79 191ZM217 194H218V193H217ZM18 195H19V194H18ZM40 195H41V194H40ZM76 195H77V194H76ZM109 195H110V194H109ZM226 195H227V196H226ZM0 196H1V195H0ZM27 196H28V195H27ZM49 196H50V195H49ZM51 196L54 197V195H52V193H51ZM120 196H121V195H120ZM202 197H203V196H202ZM230 197H231V196H230ZM1 198H2V197H1ZM20 198H21V197H20ZM48 198H49V197H48ZM68 198H69V197H68ZM70 198H71V197H70ZM78 198L80 199V197H78ZM111 198H112V197H111ZM177 198H178V197H177ZM177 198H176V199H177ZM196 198H197V197H196ZM205 198H206V197H205ZM124 199H126V198H124ZM176 199H175V200H176ZM158 200H160V199H158ZM164 200H165V199H164ZM76 201H77V200H76ZM78 201H79V200H78ZM201 201H203V199H202ZM207 201H208V198H207ZM220 201H221V200H220ZM35 202H36V203H35ZM127 202H128V201H127ZM190 202H191V200H190ZM194 202H195V201H194ZM204 202H205V201H204ZM223 202H224L225 204H229V203H226V201H223ZM52 203H53V202H52ZM80 203H81V202H80ZM131 203H132V202H131ZM152 203H153V202H152ZM156 203H157V202H156ZM206 203H207V202H206ZM209 203H210V202H209ZM126 204H127V203H126ZM134 204H135V203H134ZM162 204H164V203H162ZM196 204H197V203H196ZM65 205H66V204H65ZM127 205H128V204H127ZM156 205L158 206V203H157ZM164 205H165V204H164ZM191 205H194V204H191ZM218 205H219V203H218ZM30 206H31V205H30ZM39 206H40V205H39ZM42 206H43V205H42ZM129 206H130V205H129ZM159 206H161V205H159ZM168 206H169V205H168ZM224 206H225V205H224ZM229 206H231V205L229 204ZM229 206H226V209H227V207H229ZM77 207H78V206H77ZM83 207H82V208H83ZM165 207H166V206H165ZM195 207H196V206H195ZM199 207H200V206H199ZM203 207H204V206H203ZM203 207H202V208H203ZM31 208H32V207H31ZM67 208H68V207H67ZM84 208H83V209H84ZM130 208H131V206H130ZM140 208H141V207H140ZM175 208H176V207H175ZM175 208H174V209H175ZM202 208H201V209H202ZM205 208H206V206H205ZM232 208H233V207L231 206V209H232ZM51 209H53V205H52V208L49 207V211H50ZM168 209H169V208H168ZM219 209H220V211H221V208H219ZM219 209H217V210H219ZM228 209H229L228 211H230V208H228ZM9 210H10V209H9ZM64 210H65V209H64ZM79 210H80V209H78V211H79ZM131 210H132V209H131ZM158 210H159V209H158ZM196 210H197V209H196ZM198 210L201 212L200 209H198ZM259 210H260V209H259ZM47 211H48V210H47ZM161 211H162V209H161ZM54 212H55V211H54ZM73 212H75V211H73V210H71V209L66 210V211H65V217H67V216H71V218L75 219V216H74V215H73V216L71 215V214H73ZM137 212H138V211H137ZM140 212H141V211H140ZM176 212H177V211H176ZM178 212H179V211H178ZM203 212H204V211H203ZM203 212H202V213H203ZM217 212H218V211H217ZM247 212H248V210H247ZM247 212H245V213H247ZM261 212H262V211H261ZM263 212H264V211H263ZM80 213H81V212H80ZM86 213H85V214H86ZM189 213H190V212H189ZM231 213H232V212H231ZM248 213H250V212H248ZM29 214H30V213H29ZM129 214L131 215V212H130ZM178 214H179V213H178ZM216 214H217V213H216ZM22 215H23V214H22ZM27 215H28V214H27ZM130 215H129V216H130ZM150 215H151V214H150ZM262 215H263V214H262ZM102 216H104L103 219H101ZM166 216H168V215H166ZM174 216H175V215H174ZM179 216H180V215H179ZM181 216H182V215H181ZM20 217H21V216H20ZM218 217H219V215H218ZM259 217H260V216H259ZM34 218H36V217H34ZM34 218H32V219H34ZM142 218H143V217H142ZM142 218H141V219H142ZM159 218H160V217H159ZM172 218H173V217H172ZM215 218H216V216H215ZM26 219H27V218H26ZM64 219H65V218H64ZM67 219H68V217H67ZM67 219H66V220H67ZM223 219H224V218H223ZM223 219H222V220H223ZM17 220H18V219H17ZM24 220H25V219H24ZM35 220H36V219H35ZM69 220H71V219H69ZM110 220H111V219H110ZM173 220H174V219H173ZM225 220H226V219H225ZM31 221H32V220H31ZM36 221H37V220H36ZM178 221H179V220H178ZM1 222H2V221H1ZM1 222H0V223H1ZM23 222H24V221H23ZM25 222H26V221H25ZM71 222H72V221H71ZM101 222H102V221H101ZM112 223H113V222H112ZM216 223H217V222H216ZM168 224H169V223H168ZM222 224H223V223H222ZM23 225H25V224H23ZM82 225H83V224H82ZM172 225H174V224H172ZM54 226H55V225H54ZM56 226H57V225H56ZM80 226H81V225H80ZM230 226H232V225H230ZM14 228H17V226H15ZM231 229H232V228H231ZM1 230H2V229H1ZM29 230H30V229H29ZM53 231H54V230H53ZM57 232H58V231H57ZM51 234H52V233H50L49 235H51ZM149 234H150V233H149ZM52 235H53V234H52ZM187 236H188V235H187ZM53 237H54V236H53ZM67 238H68V237H67ZM146 238H147V237H146ZM55 240H56V239H55ZM69 240H70V239H69ZM175 240H176V239H175ZM123 241H124V240H123ZM190 241H191V240H190ZM50 242H51V241H50ZM50 242H49V244H50ZM125 242H126V241H125ZM52 243H53V242H52ZM57 243H58V242H57ZM59 243H60V242H59ZM62 243L64 244V242H62ZM62 243H61V245H62ZM126 243H127V242H126ZM190 243H191V242H190ZM55 244H56V243H55ZM121 244H122V243H121ZM61 245H60V246H61ZM124 245H125V244H124ZM131 245H132V244H131ZM144 245H145V244H144ZM144 245H143V246H144ZM51 246H52V245H51ZM65 246H66V245H65ZM120 246H121V245H120ZM120 246H119V247H120ZM122 246H123V245H122ZM137 246H138V245H137ZM191 246H192V245H191ZM119 247H117V248H119ZM127 247H128V246H127ZM150 247H151V246H150ZM150 247H147V248H150ZM54 248H55V247H54ZM117 248H116V249H117ZM120 248H121V247H120ZM129 248H130V247H129ZM130 249H131V248H130ZM151 249H152V247H151ZM145 250H146V249H145ZM145 250H144V251H145ZM6 251H7V250H6ZM108 251H109V250H108ZM144 251H143V252H144ZM153 251H154V250H153ZM153 251H152V252H153ZM88 252H89V251H88ZM141 252H142V251H141ZM135 253H136V252H135ZM150 253H151V252H150ZM88 254H89V253H88ZM90 254H91V253H90ZM148 254H149V253H148ZM150 255H151V254H150ZM94 256H95V255H94ZM141 256H142V255H141ZM142 257H143V256H142ZM145 257H147V256H145ZM98 260H100V259H98ZM83 261H84V260H83ZM124 263H125V262H124ZM17 264H19V263H17ZM24 264H25V263H24ZM26 264H27V263H26Z\"/></svg>","mask_w":264,"mask_h":264}]
</instances>
